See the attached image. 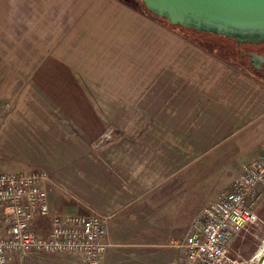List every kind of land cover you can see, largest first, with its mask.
Here are the masks:
<instances>
[{
    "label": "crops",
    "instance_id": "obj_1",
    "mask_svg": "<svg viewBox=\"0 0 264 264\" xmlns=\"http://www.w3.org/2000/svg\"><path fill=\"white\" fill-rule=\"evenodd\" d=\"M261 146L264 79L166 22L121 0H0V171H44L53 211L150 219L216 181L165 235L185 236Z\"/></svg>",
    "mask_w": 264,
    "mask_h": 264
},
{
    "label": "built area",
    "instance_id": "obj_2",
    "mask_svg": "<svg viewBox=\"0 0 264 264\" xmlns=\"http://www.w3.org/2000/svg\"><path fill=\"white\" fill-rule=\"evenodd\" d=\"M111 136L112 130L107 131L94 146ZM46 179L42 170L0 171V264L56 256L73 257L78 264H104L107 217L53 211ZM263 196L264 151L242 165L228 188L193 217L188 233L169 239L166 248L178 253V264H232V243L257 223L255 205Z\"/></svg>",
    "mask_w": 264,
    "mask_h": 264
},
{
    "label": "rangeland",
    "instance_id": "obj_3",
    "mask_svg": "<svg viewBox=\"0 0 264 264\" xmlns=\"http://www.w3.org/2000/svg\"><path fill=\"white\" fill-rule=\"evenodd\" d=\"M263 151L264 146H261L254 159ZM2 158L0 155V160ZM225 176L226 174L222 173L219 177ZM215 183L216 181H213L203 189L196 190L192 198L188 197L186 192L180 196L170 194L169 206L166 204L160 210L158 209V213L151 215L150 219H147L150 215L149 211L136 212L137 210L133 208L116 218L115 222L110 220L107 236L109 248L105 254L107 264H166L173 259L175 251L166 248V242L171 238L165 235L176 232L181 218H175V216L177 213L182 215L184 211L190 210V207L201 204L207 194L213 190ZM187 198L191 199V202H188ZM183 206L187 207L182 208ZM255 212L258 218L257 223L249 227L248 231L232 243L230 249L232 264H258L260 256H264V196L255 205ZM182 237L184 236L177 238ZM29 264L78 263L73 257L56 256L40 258Z\"/></svg>",
    "mask_w": 264,
    "mask_h": 264
},
{
    "label": "water",
    "instance_id": "obj_4",
    "mask_svg": "<svg viewBox=\"0 0 264 264\" xmlns=\"http://www.w3.org/2000/svg\"><path fill=\"white\" fill-rule=\"evenodd\" d=\"M141 1L146 10L172 26L214 32L238 42H264V0Z\"/></svg>",
    "mask_w": 264,
    "mask_h": 264
},
{
    "label": "trees",
    "instance_id": "obj_5",
    "mask_svg": "<svg viewBox=\"0 0 264 264\" xmlns=\"http://www.w3.org/2000/svg\"><path fill=\"white\" fill-rule=\"evenodd\" d=\"M124 3L135 7L136 9L142 8V11L145 12L147 15L151 16L156 20H162L167 23L164 18L158 17L156 15L151 14L148 10L145 9L144 4L141 0H121ZM168 24V23H167ZM168 26L174 30H176L179 35L201 49L205 52L213 54L217 58L228 62L233 65H237L240 68H244L249 70L254 75L264 79V73H258L253 70L249 65L243 62V59L240 58V52L243 48L247 47L248 45H257V44H264V42L259 43H251V42H238L235 39L227 36H223L220 34H216L214 32H198L192 29L180 27L178 25Z\"/></svg>",
    "mask_w": 264,
    "mask_h": 264
},
{
    "label": "flooded vegetation",
    "instance_id": "obj_6",
    "mask_svg": "<svg viewBox=\"0 0 264 264\" xmlns=\"http://www.w3.org/2000/svg\"><path fill=\"white\" fill-rule=\"evenodd\" d=\"M240 58L258 73H264V44L251 45L243 48Z\"/></svg>",
    "mask_w": 264,
    "mask_h": 264
},
{
    "label": "bare ground",
    "instance_id": "obj_7",
    "mask_svg": "<svg viewBox=\"0 0 264 264\" xmlns=\"http://www.w3.org/2000/svg\"><path fill=\"white\" fill-rule=\"evenodd\" d=\"M258 264H264V256H262V259L258 262Z\"/></svg>",
    "mask_w": 264,
    "mask_h": 264
}]
</instances>
